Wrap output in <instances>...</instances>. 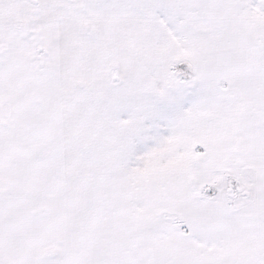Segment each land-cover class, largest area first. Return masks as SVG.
Wrapping results in <instances>:
<instances>
[{
  "label": "snow or ice",
  "instance_id": "6c2138e0",
  "mask_svg": "<svg viewBox=\"0 0 264 264\" xmlns=\"http://www.w3.org/2000/svg\"><path fill=\"white\" fill-rule=\"evenodd\" d=\"M0 264H264V0H0Z\"/></svg>",
  "mask_w": 264,
  "mask_h": 264
}]
</instances>
